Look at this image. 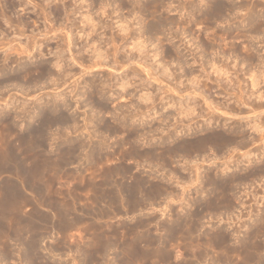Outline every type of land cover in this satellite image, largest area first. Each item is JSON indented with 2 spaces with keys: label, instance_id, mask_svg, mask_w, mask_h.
I'll list each match as a JSON object with an SVG mask.
<instances>
[{
  "label": "rangeland",
  "instance_id": "374dc122",
  "mask_svg": "<svg viewBox=\"0 0 264 264\" xmlns=\"http://www.w3.org/2000/svg\"><path fill=\"white\" fill-rule=\"evenodd\" d=\"M220 1L0 0V264H264V0Z\"/></svg>",
  "mask_w": 264,
  "mask_h": 264
},
{
  "label": "bare ground",
  "instance_id": "6f19581e",
  "mask_svg": "<svg viewBox=\"0 0 264 264\" xmlns=\"http://www.w3.org/2000/svg\"><path fill=\"white\" fill-rule=\"evenodd\" d=\"M61 1H62V0H61ZM201 1H202V0H201ZM206 1H207L206 3L209 4V5H208L209 9L211 8L212 13L214 12V14H222V13L225 12V11H226L228 14H230V13H233V11H234V6H235V5L233 6V5L225 4V3H223V1H220V0H206ZM18 2H19V1H18ZM33 3H34V2H33ZM54 5H55V4H54ZM191 5H192V4H191ZM193 5H194V4H193ZM193 5H192V6H193ZM258 5H259V4H258ZM255 6H256V5H255ZM196 7H197V6H196ZM196 7L193 6L192 9L198 11L199 9H197ZM206 7H207V6H206ZM244 7H245V6H244ZM54 8H55V7H54ZM200 8H201V7H200ZM253 8H254V7H253ZM57 9H58V8H57ZM206 9H207V8H206ZM200 10H201V9H200ZM200 10H199V11H200ZM39 11H40V10H39ZM200 14H201V13H200ZM230 15H231V14H230ZM217 16H218V15H217ZM226 16H227V15H226ZM3 18H4V19H3ZM3 18L1 17L0 20L3 19V20L5 21V22H4V21H3V22H4L5 24H7L8 26L11 25V24L13 23V21H12V23L10 22V21H11L10 17H6V18L3 17ZM43 18H44V17H43ZM58 18H59V17H58ZM82 18H83V17H82ZM84 18H85V20H86L87 22H88V21H91V17H84ZM167 18H168V17H167ZM15 19H16V21H17L18 26L20 25V26H23V27H24V25H25V26L27 25V22H28L27 20H28V18H27V20H24V19L21 18V17H17V18H15ZM12 20H14V19H12ZM30 21H31V20H30ZM30 21H29V23L31 24ZM61 21H64V22H65V27H66V28L68 29V31H69V30L71 29L72 25H73V22H72L73 19L70 18V17H64L63 20H61ZM259 21H260V20H259ZM263 21H264V20H263ZM82 22H84V21H82ZM173 22H174V21H173ZM0 23H1V22H0ZM43 23H44V21H43ZM262 23H263V22H262ZM262 23H261V25H262ZM32 24H34V23H32ZM259 24H260V23H259ZM3 25H4V24H3ZM28 25H29V24H28ZM28 25H27V26H28ZM106 25H107V24H101V26H104V28H107ZM159 25H160V24H159ZM170 25H171V24H170ZM8 26H7V27H8ZM12 26H13V24H12ZM12 26H11V27H12ZM20 26H19V27H20ZM94 26H95L94 24H91V27H94ZM116 26H117V29H118V30H117L118 33L120 34V32H121V34L118 35L119 38L125 36L126 33H127V32H125V30H127L128 26L126 25L127 28L124 27L125 25H124V26H123V25H116ZM15 27H16V26H15ZM23 27H22V28H23ZM34 27H35V26H34ZM262 27H263V26H262ZM8 28H9V27H8ZM35 28H36V27H35ZM40 28H41V27H40ZM10 29H11V28H10ZM17 29H18V28H17ZM23 29H24V28H23ZM27 29H28V28H27ZM80 29H81V31H83V26H81ZM20 30H21V29H20ZM42 30H43V29H42ZM1 31H2V30H1ZM68 31L66 32V37H67L68 39H67V38H66V39L68 40V44H69V43H70V35H69V32H68ZM139 31H140V30H139ZM52 32H54V31H52ZM55 32H56V31H55ZM57 32H58V31H57ZM85 32H86V31H85ZM128 32H129V31H128ZM21 33H22V32H21ZM1 34H2V33H1ZM18 34H19V32H18ZM88 34H89V33H88ZM127 34H128V33H127ZM4 35H5V34H4ZM30 35H31V34H30ZM41 35H42V34H41ZM44 35H46V34H44ZM44 35H43V37H44ZM86 35H87V34H86ZM212 35H213V34H212ZM87 36H88V35H87ZM138 36H139V34H138ZM39 37H40V36H39ZM54 37H55V35L53 34V35H47V36H45V37L42 38V39H44V40H46V41L49 42L50 40H54ZM113 37H114V36H113ZM90 38H91V37H90ZM138 38H139V37H138ZM16 39H17V38H16ZM42 39H41V40H42ZM1 40H2V39H1ZM32 40H33V38H32ZM44 40H42V41H44ZM121 40H122V39H121ZM46 41H44V42H46ZM133 41H135V40H132V44H131V45H132V48H135V49H138V50H139L140 47L136 46V45H137L136 41H135V42H133ZM55 42H57V41L55 40ZM55 42H53V43H55ZM42 43H43V42H42ZM42 43L39 42L38 40H35V39H34L33 42H32V48H34L35 50H37L38 53H39L40 55L43 53L42 50H41L42 48L39 49V47H40L41 45H43ZM204 43H205V42H204ZM0 44H1V43H0ZM47 44H48V43H46V45H45L46 49H47ZM112 44H113V43H112ZM206 44H207V43H206ZM117 45H118V44H117ZM121 45H122V44H121ZM0 46H1V45H0ZM2 46H3V45H2ZM28 46H29V45H28ZM58 46H60V44L57 43V44L55 45V47L48 49V52H49V53H52V55H53V56L55 57V59H56V60L54 61V63H53L54 66H55V68L58 67V66L60 67V64H59V63H60V57H61L60 54L63 53V52H62V48L60 47L61 49H59ZM104 46H105V45H104ZM122 46H123V45H122ZM21 47H22V46H21ZM25 47H26V46H25ZM25 47L23 46V48L14 49L12 52L15 53V55H17V54H21V53H24V51H26V48H25ZM49 47H50V46H49ZM206 47H207V46H206ZM27 48H29V47H27ZM30 48H31V47H30ZM32 48H31V49H32ZM5 50H7V52H6L5 56L3 57L2 61H5L6 59H7V60H8V59H11L10 56H9V54H11V48L8 47L7 49L5 48ZM29 50H30V49H29ZM68 50L71 51V49H69V45H68ZM92 50H93V49H90V50H88V52H92ZM230 50H231V49H230ZM37 51H36V52H37ZM46 51H47V50H46ZM94 51H95V50H94ZM94 51H93V52H94ZM98 51H99V50H98ZM179 51H180V50H179ZM179 51L174 50V52H176V53L179 52ZM232 51H233V50H232ZM4 52H5V51H4ZM36 52H35V53H36ZM72 53H73V52H72ZM99 53H101V52H99ZM99 53L97 54V58H98V59H99V56L101 55V54H99ZM92 54H94V53H92ZM32 55H33V54H32ZM94 55H95V54H94ZM94 55H92V56H94ZM101 56H102V55H101ZM63 57H64V56H63ZM104 57H105V56H104ZM61 58H62V57H61ZM94 58H96V57H94ZM100 58H101V57H100ZM102 58H103V57H102ZM130 58H131V57H130ZM242 58H243V57H242ZM17 59H18V58H17ZM19 59H20V58H19ZM247 59L249 60V62L252 63L255 59H258V58H257L254 54H251V55L248 56V58L246 57V60H247ZM13 60H14V59H13ZM15 60H16V59H15ZM248 60H247V61H248ZM259 60H260V59H259ZM17 61H18V60H17ZM259 62H260V61H259ZM257 63H258V62H257ZM260 63H261V62H260ZM260 63H258V64H260ZM2 64L5 65V63H2ZM252 64H256V63L254 62V63H252ZM3 65H2V66H3ZM54 66H53V67H54ZM143 66H144V65H143ZM143 66H142V67H143ZM260 66H261V65H260ZM4 67H5V66H4ZM37 67L41 70V74H45V75L48 74V75H50V71H51V70H49L47 67H44V66H41V65H39V66H37ZM143 68H144V67H143ZM1 69H2V68H1ZM36 69H37V68H36ZM39 69H38V70H39ZM58 70H59V69H58ZM58 70H57V71H58ZM144 70L147 72L148 69L145 68ZM28 71H29V69H28ZM188 71H189V70H188ZM29 72H30V71H29ZM67 72H68V71H67ZM146 72H144V73H145V74L149 73V71H148L147 73H146ZM148 75H149V74H148ZM250 75H251V74H250ZM256 75H257V74H256ZM138 76H139V75H138ZM146 76H147V75H146ZM253 76H254V75H253ZM35 77H36V76H35ZM149 77H151V76L149 75L148 78H149ZM254 77H256V76H254ZM250 78H251V77H250ZM252 78H253V77H252ZM149 79H150V78H149ZM255 79H256V78L253 79L254 82H252L253 80L251 79L252 81H250V82H252V83H251L250 85H252V86L257 85L256 83H257L258 81H257V80L255 81ZM8 80H9V79H8ZM151 80H152V79H151ZM151 80H150V82H151ZM258 80H259V79H258ZM261 80H262V79H261ZM150 82H149V83H150ZM102 83H103V82H102ZM258 83H259V82H258ZM121 84H123V83H121ZM121 86H122V85H121ZM94 87H96V86H94ZM94 87H93V88H94ZM120 88H121V87H120ZM97 89H98V88H97ZM97 89H96V90H97ZM121 89H123V86H122ZM241 89H242V88H241ZM171 90H172V89H171ZM256 90H257V89H256ZM93 91H94V90H93ZM93 91H92V92H93ZM92 92H91V93H92ZM95 92L97 93V91H95ZM261 93H262V92H261ZM232 94H233V93H232ZM240 94H241V93H240ZM236 95H237V94H236ZM241 95H242V94H241ZM248 96H249V95H248ZM55 97H56V96H55ZM179 97H180V96H179ZM239 97H240V96H238V98H239ZM244 97H245V95H244ZM235 98H237V97L235 96ZM251 98H252V97H251ZM255 98L257 99V101H254V102H253L254 106H253V104H252V107H254V108H256V109H257L258 107H260V108L263 107V105H264V103H263V102H264V96H263V93L260 94V92H257V95L255 96ZM53 99H54V98H53ZM241 99H242V96H241V98L237 99V100L234 102V104L236 103V105H238V107H239L240 104H243V105L246 104V105H247L248 102H249L248 100H249L250 98H249L248 100L246 99V97H245L246 100H244V98H243L242 100H241ZM227 100H228V99H227ZM101 101H102V100H101ZM204 101H205V100H204ZM262 101H263V102H262ZM53 102H54V101H53ZM105 103H106V102L101 103V106H102V107H105V105H106ZM205 104H206V103H205ZM207 104H208V103H207ZM221 104H222V103H221ZM234 104H233V105H234ZM249 104H250V103H249ZM50 105H51V104H50ZM179 105H180V104H179ZM223 105H224V104H223ZM225 105H228L227 102H226ZM54 106H58V105H54ZM205 106H206V105H205ZM247 106H248V105H247ZM51 107H52V106H51ZM51 107H49V108H51ZM209 107H211V106H210V103H209ZM209 107H208V108H209ZM233 107H235V105H234ZM53 108H54V107H53ZM241 108H242V107H241ZM260 108H259V109H260ZM239 109H240V108H239ZM252 109H253V108H252ZM259 109H257L258 112H259ZM52 110H53V109H52ZM191 110H192V109H191ZM232 110H233V109H232ZM232 110H231V111H232ZM262 110H263V109H262ZM262 110H261V111H262ZM54 112H55V110H54ZM245 113H247V112H245ZM121 118H122V117H121ZM124 118H125V117H124ZM117 119H118V118H117ZM45 120H47V119H45ZM127 120H128V119H127ZM127 120L123 119V120L119 121V122H118V123L120 124L119 127H121V126L124 127L125 125L127 126V125H128V124H127ZM237 120H238V119H237ZM48 121H49V120H48ZM253 121H254V120H252V122H253ZM257 121H258V120H257ZM5 122H6V121H5ZM252 122H250V123H252ZM255 122H256V121H255ZM75 123H76V122H75ZM118 123H117V124H118ZM129 125H130V124H129ZM129 125H128V126H129ZM243 125H244V124H243ZM258 125H260V124H258ZM128 126H127V127H128ZM130 126H131V125H130ZM150 126H151V125H150ZM38 127H39V126H38ZM73 127H74V126H73ZM249 127H250V125H249ZM252 127H253V126H252ZM262 128H263V127H262ZM262 128H260V126H257V124H255V126L253 127V129L256 130V132H258V133L260 132V130H261ZM36 129H37V128H36ZM114 129H115V128H114ZM127 129H128V128H127ZM235 130H236V129H235ZM240 130H241V129L236 130V131H235L236 134H237V133L240 134V132H241ZM254 130H253V131H254ZM36 131L38 132V130H36ZM261 131H262V130H261ZM37 132H36V133H37ZM39 132H40V128H39ZM262 132H263V131H262ZM262 132H261V133H262ZM126 133H127V132H126ZM263 133H264V132H263ZM263 133H262V134H263ZM223 134H224V133H223ZM223 134H222V133L213 134V135H211L208 139L211 140V141H213V142H218V143H228V142H230V143L233 142V143H234V141L230 140L231 138H229V137H227V136H225V135H223ZM245 137H246V136H245ZM251 138L254 139V137H251ZM251 138H250V139L248 138V140H249L250 142H251V140H253V139H251ZM259 138H260V137H259ZM26 139H27V138H26ZM208 139H207V140H208ZM255 139H256V137H255ZM204 140H205V139H204ZM235 140H236V139H235ZM205 141H206V140H205ZM236 141H237V140H236ZM249 141H245L243 138H241V139H239L236 143H239V142H240L239 144H240V146H241V144L244 145V144H246V142L249 143ZM258 141H259V140H258ZM260 142H261V149H262L261 151H262V153H264V138L261 137ZM236 143H235V144H236ZM200 145H201V144H200ZM236 145H238V144H236ZM238 146H239V145H238ZM258 146H259V145H258ZM255 148H256V147H255ZM259 150H260V149H259ZM261 151H260V152H261ZM260 152H259V153H260ZM64 154H65V153H64ZM67 157H68V156H67ZM2 163H3V162H2ZM15 173H16V172H15ZM257 173H258V172H257ZM260 177H261V176H260ZM230 181H231V180H230ZM236 183H237V182H236ZM258 220H259V219H258ZM259 222H260V221H259ZM234 235H235V234H234ZM245 251H246V250H245ZM261 253H262V252H261Z\"/></svg>",
  "mask_w": 264,
  "mask_h": 264
}]
</instances>
